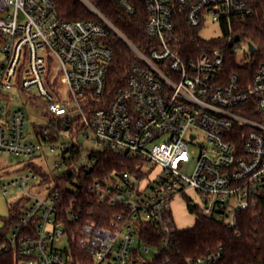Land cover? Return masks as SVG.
<instances>
[{"label":"built area","instance_id":"2783aa9c","mask_svg":"<svg viewBox=\"0 0 264 264\" xmlns=\"http://www.w3.org/2000/svg\"><path fill=\"white\" fill-rule=\"evenodd\" d=\"M79 1L93 19H63L54 0H0V154L27 162L23 175L3 185L4 194L11 186L23 189L28 202L8 233L7 245L16 249L19 263L157 264L154 256L168 239L142 240L139 222L165 235L178 228L170 207L177 196L188 201L195 217L197 210L235 236L238 214L249 212L264 234V61L250 79L225 69L231 54L239 64L251 54L240 61L237 49L245 41L231 38L232 20L251 13V0H116L130 16L139 6L145 10L146 50L89 0ZM183 24L222 44L184 54L177 48ZM211 24L218 25L220 37L201 36ZM108 31L137 58L113 91L106 82L114 56L104 41ZM14 87L28 101L45 102L46 124L34 126L31 134L24 129L23 108L4 105ZM79 137L141 162L137 172L88 181L101 150H89L81 160ZM45 149L56 152L52 170L44 166ZM32 160L49 172L48 179L34 170ZM156 167L160 170L151 175ZM29 187L49 191L31 194ZM91 201L122 210L101 226L88 215ZM151 248L148 260L143 254ZM219 252L187 263L214 264Z\"/></svg>","mask_w":264,"mask_h":264},{"label":"trees","instance_id":"16d2710c","mask_svg":"<svg viewBox=\"0 0 264 264\" xmlns=\"http://www.w3.org/2000/svg\"><path fill=\"white\" fill-rule=\"evenodd\" d=\"M130 42L146 50L150 39L145 32L146 13L142 6L138 7L135 15L126 14L116 0H89ZM59 16L66 20L93 19L94 14L79 0H54ZM252 11L248 15L232 20V43L245 41L254 47L248 60L239 64L236 55L231 54L225 69L246 75L247 79L254 73L259 62L264 61V0H251ZM225 31L226 26L222 25ZM179 41L177 48L181 52H196L207 47H217L222 39L204 40L196 31L190 30L186 25L178 27ZM227 37V34L225 35ZM105 43L114 51L109 63L106 82L110 91L122 86L130 67L137 61L131 49L112 31H108ZM1 42V38H0ZM96 163L88 173V181L94 178H106L110 174H119L124 171L136 173V164L141 162L122 157L112 150L103 149L96 154ZM76 157L72 153L71 159ZM30 165L39 172L43 178H49V172L34 160ZM84 195L92 197L87 190ZM122 206L99 205L90 202L89 217L98 225L106 226L108 220L115 212H120ZM196 212L194 224L185 229L174 228L167 235L160 232L153 224L139 222L140 238L146 242L159 244L163 237L168 241L160 246L154 256L157 264H188L187 260L203 255L206 252H216L220 248L219 256L214 264H264V234L260 221L246 211L238 214L239 235L225 226L224 223L205 217ZM22 215L20 202L8 205V215L1 217L3 226L0 229V264H20V258L15 248L8 244L9 231L20 221Z\"/></svg>","mask_w":264,"mask_h":264},{"label":"rangeland","instance_id":"374dc122","mask_svg":"<svg viewBox=\"0 0 264 264\" xmlns=\"http://www.w3.org/2000/svg\"><path fill=\"white\" fill-rule=\"evenodd\" d=\"M201 36L204 38L210 37H220L221 31L216 24H211L206 28L202 29L200 32ZM249 55V43L240 42L237 49V57L240 61H245L247 56ZM2 58V53L0 52V60ZM60 81V77H58ZM62 95H64L65 90L63 87L61 88ZM11 99L7 103L9 106H6L8 110H11L16 107H22L25 114V124L24 129L26 133L31 134L33 132L34 126H43L46 124V116L44 115L45 111V102L42 99H37L34 101L26 100V95L17 92V88H12L9 92L6 93ZM79 140L83 146V152L81 154V160H84L87 151L89 150H101L102 146L100 144L94 143L90 138L79 137ZM38 160V159H34ZM44 166L48 170H52L54 167V162L57 160L56 152L49 151L47 149L44 150ZM26 159L23 157H16L9 153H1L0 154V229L3 226V220L1 217L8 215V205L14 204L16 202H20L21 206L26 205L28 202L23 199L25 195V191L23 189L18 188L17 186L8 187L6 193H3V185L14 180L21 175H23L26 171ZM192 165V162L189 163L183 171H188ZM160 169L156 167L151 175L156 174ZM36 181H30V184L35 183ZM29 193L42 195L45 192L49 191L48 187H43L40 189H33V187L28 188ZM186 194L192 199L195 200L196 205H199L198 198H196L193 191L188 190ZM171 211L173 220L178 228L185 229L191 227L195 222V214L188 209V201L183 196L175 197L171 204ZM155 249L151 248L148 253L143 254L144 258L151 259L154 255Z\"/></svg>","mask_w":264,"mask_h":264},{"label":"water","instance_id":"95a60500","mask_svg":"<svg viewBox=\"0 0 264 264\" xmlns=\"http://www.w3.org/2000/svg\"><path fill=\"white\" fill-rule=\"evenodd\" d=\"M249 51H250V53H253V51H254V47L251 43H249Z\"/></svg>","mask_w":264,"mask_h":264}]
</instances>
